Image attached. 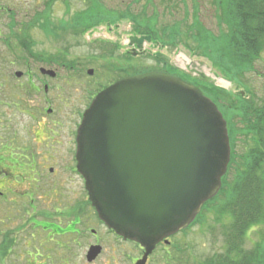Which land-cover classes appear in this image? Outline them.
Listing matches in <instances>:
<instances>
[{"label": "flooded vegetation", "instance_id": "flooded-vegetation-1", "mask_svg": "<svg viewBox=\"0 0 264 264\" xmlns=\"http://www.w3.org/2000/svg\"><path fill=\"white\" fill-rule=\"evenodd\" d=\"M43 31L42 38L54 43L65 32L60 30L54 36ZM23 40L31 43L29 37ZM36 45H30L32 52L29 45L19 50L8 45L7 53L0 55V67L10 59V64L21 68L0 74V90L4 89L0 91V264H77V260L78 264H141L142 260L144 264H187V228L163 238L144 256L143 245L117 234L99 219L84 178L76 170V132L83 111L74 106L65 109L64 116L74 119L64 125L50 122L56 115L52 108L28 104L29 84L40 95L42 90L48 104L50 92L58 89L60 96H68L70 84L76 80L92 99L126 76L129 68L138 69L136 47L118 46L121 55L110 69L104 68L103 75L109 79H76L77 61L70 58L68 47L57 45L46 54L33 50ZM32 65H38L35 75ZM60 69L67 74H60ZM59 79L66 87L56 85ZM5 88L13 92H5ZM54 164L63 166L58 170ZM220 236L225 246V236Z\"/></svg>", "mask_w": 264, "mask_h": 264}, {"label": "water", "instance_id": "water-1", "mask_svg": "<svg viewBox=\"0 0 264 264\" xmlns=\"http://www.w3.org/2000/svg\"><path fill=\"white\" fill-rule=\"evenodd\" d=\"M144 40L150 37L131 38L139 47ZM229 154L216 105L157 71L99 92L77 131V170L99 218L146 254L216 195Z\"/></svg>", "mask_w": 264, "mask_h": 264}, {"label": "rangeland", "instance_id": "rangeland-1", "mask_svg": "<svg viewBox=\"0 0 264 264\" xmlns=\"http://www.w3.org/2000/svg\"><path fill=\"white\" fill-rule=\"evenodd\" d=\"M46 0H0V55L7 53V46L15 47V49L24 46H28L31 43L24 41L23 38L29 36V39L34 44L37 42V45L33 48L36 52L45 51L46 54L49 52H53L57 47H68L70 49V53L72 56L70 58H75L78 62V67L87 66L89 67H101L102 63L106 61H96L91 60L92 55H96L98 50L92 45L93 40L107 39L111 38L112 40L118 39L121 44L125 43L126 35L128 32L129 23L119 22L118 26L111 25V28L114 29L113 33H109L108 29L104 25H101L93 34L90 32L86 36H77L74 37L71 35L70 31L63 32V39L57 43L51 41H45L42 37V28L38 25L36 26H27V24L32 20L36 11L44 10V2ZM51 11L47 13L50 17V21L52 24L56 25L61 17L63 19L73 17V14L77 13V11L86 8L88 2L92 3L93 0H53ZM97 2L103 3L105 9L100 8L97 3H94L96 10L99 11V15L101 18L95 16V13L92 14L90 12H84V21L88 25L94 24L97 19H102L107 23L110 21V14L114 13V11L110 10H127L132 12H139V10L144 6L147 7L146 14H150L153 12L155 8V13L153 15H157L154 22L156 26L160 30H164L166 25L177 23L182 35L185 38L186 43L193 48H197L198 42L193 39V35L196 34V26L200 24V27L206 31H208L214 39H218L220 36H223L228 32V28L225 22V16L222 12V17H219V13L217 8L219 3L222 0H155L154 6L146 4L147 0H96ZM135 2V3H134ZM223 2V1H222ZM134 3V4H133ZM153 4V3H152ZM12 8L14 11L10 10L8 13L7 9ZM152 10V11H151ZM195 10L196 17L193 15V11ZM69 20V19H68ZM96 23V22H95ZM25 24L24 28L22 27ZM21 26V27H20ZM54 29L55 27H50ZM46 31H50L47 29ZM56 28L52 34L55 36L54 32H57ZM43 33H45L43 31ZM46 34V33H45ZM7 40L8 44H5L4 41ZM50 45V46H49ZM58 45V46H57ZM57 46V47H55ZM52 47V48H51ZM143 52L138 57L136 62L138 63V68H157L158 64L154 61L153 58L148 56V52L153 53L156 48L154 45L144 44ZM181 51L185 53L190 58V66L187 68V72L192 75L198 76L203 75L206 78L210 79L215 85H220L222 87L221 80H224L221 77V71L211 65V63L204 57H199L194 54H191L187 49L178 47L177 50L170 49L169 51L163 50L162 52L167 57L168 61L175 65V53L174 51ZM10 59H5L2 63V67H0V74H8L9 71L14 72L15 70H21L19 67H15L16 65L10 64ZM1 63V62H0ZM8 66H10V70H8ZM38 65H32L30 68L32 74L35 75L37 72ZM99 69V68H98ZM131 68H129L130 70ZM86 70V69H85ZM100 71V70H99ZM86 71H84L81 75L80 72L76 71V79H85ZM12 74V73H11ZM60 74L66 75L67 70L60 69ZM95 74H93L94 76ZM90 79V78H87ZM92 79H107L104 77H100L96 75ZM240 83L241 80L243 82V89L246 90L247 93H251L258 99V102L264 101V50L261 52L260 56L256 59L253 68L250 71H245L242 74V77H238ZM35 80V79H34ZM56 85H59L60 88L66 87V84H63V80L59 79L56 82ZM84 84L78 82V80L73 81L70 84L68 89L69 95L60 96V93L56 91H52L49 93L47 98L49 99V107L55 110L56 115L51 116L50 122L59 123V124H72L71 120L74 119L73 116L65 117L66 114L65 109L74 106L76 108L82 109L88 98L86 97V93L84 90ZM58 87V88H59ZM231 94L230 99H233L235 93L241 89V86L237 87L236 83H227L224 87ZM241 89V90H243ZM4 89L2 88L0 91L2 92ZM11 91L12 89L5 88V92ZM62 90H60L61 92ZM57 94L59 96L57 97ZM253 97L252 105L255 104L257 100ZM228 102V101H227ZM257 103V102H256ZM28 104L30 107L44 109L47 106L45 97L38 94L37 92H32L28 95ZM67 118V119H65ZM55 119V121H53ZM28 122L31 123V119L28 118ZM239 128L242 124L237 125ZM241 136V135H238ZM237 145L235 148V153L239 152L243 153L245 150L251 145L250 142H247L243 136L237 138ZM241 155V154H240ZM51 165V164H50ZM53 166V165H51ZM62 164H54V167L58 170L62 168ZM207 208V207H206ZM201 216H204L205 223L199 224L194 223L191 227L188 228L187 232V264H198V262L202 261L204 258L210 256L211 254L223 252L225 246H222L220 243L222 240V235L224 231V226L219 225L216 220L211 217V215H207L206 212H201ZM196 220V219H195ZM264 224L251 225L250 228L246 231V238L241 247L244 250L248 248H253L258 243H262L264 247ZM264 249V248H263ZM77 260V264H78ZM15 264V263H12Z\"/></svg>", "mask_w": 264, "mask_h": 264}, {"label": "trees", "instance_id": "trees-1", "mask_svg": "<svg viewBox=\"0 0 264 264\" xmlns=\"http://www.w3.org/2000/svg\"><path fill=\"white\" fill-rule=\"evenodd\" d=\"M93 1L92 3L88 2L86 8L75 13L73 22L76 27L77 24H82L85 26L83 30H86V28L94 27L101 22L104 23L102 19H97L96 23L94 22L92 25H88L84 21V12H90L91 16L95 13V16L101 18L100 10H96L94 3L105 9L103 3ZM53 2V0H46L44 10L36 11L27 26L38 25L46 29L52 26L65 30L75 28L74 24H69V21L62 17L57 20L56 25L51 23L50 17L46 14L51 11ZM218 7L219 17H222V12L225 16L224 23L228 32L218 39H214L200 25L196 26V34L193 35V39L203 49L194 52L196 55L209 58L226 79L243 87V82L241 80L240 83L238 77H242L245 71H250L253 68L256 59L264 50V0H225L219 3ZM10 10L14 11L9 7L8 13ZM110 11H114V13L110 14L109 22L129 16L126 13L128 11L124 9ZM193 12L194 17H196L195 10ZM137 16L138 20L135 15H130L129 18L138 21V34H150L162 44L169 43L173 36L178 34L177 31L170 34L158 31L155 33L153 21L156 19V15L151 17L144 11ZM22 25L24 28L25 24ZM75 29L78 32L79 29ZM155 58L163 63L165 71L176 73L177 70L167 63L162 54L157 53ZM183 78L190 79L187 76ZM192 79L223 112L227 121L229 142L232 149L236 148L237 138L241 136L251 144L245 152L240 153L241 155L233 150L228 171L223 178L221 191L204 205L205 207L210 203L219 204L220 211L217 213L220 212L221 216L224 215L227 219H231L233 223H231V232L225 233L227 238L226 249L221 254H212L204 258L198 264H264L262 243H258L249 252L241 247L248 228L251 225L264 224V101L258 102L254 95L245 90L244 95L236 93L234 98L230 99L231 94L228 91L203 79ZM30 89L33 87L29 85ZM253 97L257 100L254 105L251 101ZM219 195L222 197L220 201H218Z\"/></svg>", "mask_w": 264, "mask_h": 264}, {"label": "bare ground", "instance_id": "bare-ground-1", "mask_svg": "<svg viewBox=\"0 0 264 264\" xmlns=\"http://www.w3.org/2000/svg\"><path fill=\"white\" fill-rule=\"evenodd\" d=\"M220 82H221L222 84H224V85H226V84H227V82H225V81H222V80H221Z\"/></svg>", "mask_w": 264, "mask_h": 264}]
</instances>
